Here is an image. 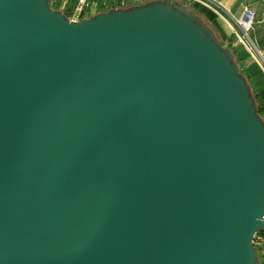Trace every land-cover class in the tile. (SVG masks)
<instances>
[{"label":"water","instance_id":"95a60500","mask_svg":"<svg viewBox=\"0 0 264 264\" xmlns=\"http://www.w3.org/2000/svg\"><path fill=\"white\" fill-rule=\"evenodd\" d=\"M263 219L264 122L187 7L0 0V264H257Z\"/></svg>","mask_w":264,"mask_h":264},{"label":"crops","instance_id":"0c3cea01","mask_svg":"<svg viewBox=\"0 0 264 264\" xmlns=\"http://www.w3.org/2000/svg\"><path fill=\"white\" fill-rule=\"evenodd\" d=\"M95 5V13L112 8H128L131 6L147 3L149 0H89ZM218 6L195 2L191 5L207 20L217 32L221 41H225L231 36L229 22L230 14L237 15L244 5L252 6L255 9H264V0H216ZM71 3L72 0H67ZM263 5V8L260 7ZM222 17L223 21H220ZM258 48L264 56V20H258L250 32ZM247 69L251 70V85L257 93L258 102L264 108V68L259 64L256 58L247 53ZM264 115V109H263Z\"/></svg>","mask_w":264,"mask_h":264},{"label":"built area","instance_id":"2783aa9c","mask_svg":"<svg viewBox=\"0 0 264 264\" xmlns=\"http://www.w3.org/2000/svg\"><path fill=\"white\" fill-rule=\"evenodd\" d=\"M170 1V0H168ZM187 4L191 5L195 2L218 6L216 0H184ZM171 2V1H170ZM50 5L57 6L61 10L66 6L69 7V14L66 17L70 20H78L80 18L88 17L95 14V5L89 0H72L71 3L67 0H49ZM54 8V7H53ZM230 26L232 33H234L235 41L240 43L244 50L251 56L257 59L259 64L264 68V56L260 48H258L255 40L251 37L254 24L258 20H264V9L258 13L252 6L244 5L237 15L230 14ZM252 242L257 251H260L261 261L257 264H264V219L263 229L253 235Z\"/></svg>","mask_w":264,"mask_h":264},{"label":"trees","instance_id":"16d2710c","mask_svg":"<svg viewBox=\"0 0 264 264\" xmlns=\"http://www.w3.org/2000/svg\"><path fill=\"white\" fill-rule=\"evenodd\" d=\"M150 1H153V0H149L148 2H150ZM53 7L57 8V6H53ZM61 11L65 14V16L68 15L70 12L69 7L66 5L63 9H61ZM190 11L193 12L197 17H199L203 21V23L211 29V31L214 35V39L219 41L224 48L229 49V51L232 55L233 61L237 64V66L239 68L240 74L245 78L246 82L248 83L249 90H250L251 96L253 98L254 107L256 108L258 115L260 116V118L264 122V115H263V109L264 108L258 102L257 93H255L256 91L253 88V86L251 85V80H250V76L252 75L251 70L247 69V64H246L247 52L244 50L243 46L240 43L235 41V38L233 36L228 37L225 41H221L217 32L214 30V28H212L210 25H208L209 24L208 21L205 20V18L200 13L195 12L193 10H190Z\"/></svg>","mask_w":264,"mask_h":264},{"label":"rangeland","instance_id":"374dc122","mask_svg":"<svg viewBox=\"0 0 264 264\" xmlns=\"http://www.w3.org/2000/svg\"><path fill=\"white\" fill-rule=\"evenodd\" d=\"M173 4H181V5H185L187 8H189L190 10H193V11H195V12H198L195 8H194V6L193 5H189V4H187L184 0H170ZM260 7H262L263 8V5L262 6H260ZM261 9L260 8H258V9H256V11H257V13L260 11ZM199 13V12H198ZM219 18H220V21H223V19H222V17H220L219 16ZM209 23V22H208ZM231 22H229V24H230ZM208 25H210V23L208 24ZM211 26V25H210ZM212 27V26H211ZM229 27H230V32H231V36H233L234 37V33H232V29H231V26L229 25ZM213 28V27H212ZM258 261L260 262L261 261V254H260V251H258Z\"/></svg>","mask_w":264,"mask_h":264}]
</instances>
